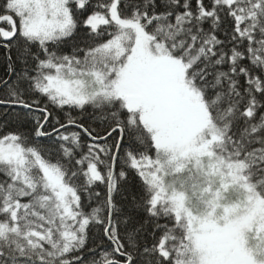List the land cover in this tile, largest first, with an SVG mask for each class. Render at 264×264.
Listing matches in <instances>:
<instances>
[{"label": "snow or ice", "instance_id": "snow-or-ice-1", "mask_svg": "<svg viewBox=\"0 0 264 264\" xmlns=\"http://www.w3.org/2000/svg\"><path fill=\"white\" fill-rule=\"evenodd\" d=\"M0 264H264V0H0Z\"/></svg>", "mask_w": 264, "mask_h": 264}, {"label": "trees", "instance_id": "trees-1", "mask_svg": "<svg viewBox=\"0 0 264 264\" xmlns=\"http://www.w3.org/2000/svg\"><path fill=\"white\" fill-rule=\"evenodd\" d=\"M3 66L2 65H0V73H2L3 72Z\"/></svg>", "mask_w": 264, "mask_h": 264}]
</instances>
